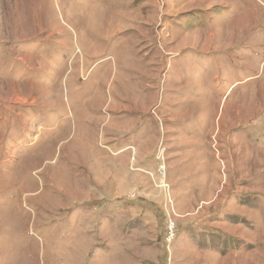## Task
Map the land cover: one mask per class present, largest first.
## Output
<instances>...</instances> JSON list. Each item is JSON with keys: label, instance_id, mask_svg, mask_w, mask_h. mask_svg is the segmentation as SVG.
<instances>
[{"label": "rangeland", "instance_id": "374dc122", "mask_svg": "<svg viewBox=\"0 0 264 264\" xmlns=\"http://www.w3.org/2000/svg\"><path fill=\"white\" fill-rule=\"evenodd\" d=\"M149 1L0 0V264H264V0Z\"/></svg>", "mask_w": 264, "mask_h": 264}, {"label": "crops", "instance_id": "0c3cea01", "mask_svg": "<svg viewBox=\"0 0 264 264\" xmlns=\"http://www.w3.org/2000/svg\"><path fill=\"white\" fill-rule=\"evenodd\" d=\"M133 1L135 2V4H134L135 6L138 5V4H141V5L142 4H145L147 9H149V10L152 9L155 12V13L154 12L153 13H150L149 15L147 13V15L142 20V23L139 26H137V27H139L138 28L139 31L148 30L149 29L148 26L152 27V25H153L152 23H150L149 18L150 17H154V16L155 17L158 16L159 11H158L157 5L151 3V1H149V0H132V2ZM182 8L185 9L184 7H182ZM149 10H148V12H149ZM170 12H172V11H170ZM135 29H136V27H135ZM140 37H141V34H140Z\"/></svg>", "mask_w": 264, "mask_h": 264}]
</instances>
